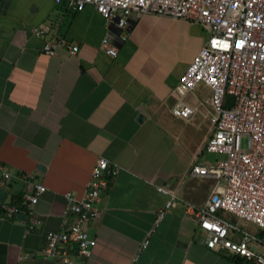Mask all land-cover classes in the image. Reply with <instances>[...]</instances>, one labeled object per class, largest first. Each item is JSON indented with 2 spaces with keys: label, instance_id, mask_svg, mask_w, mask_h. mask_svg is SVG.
Segmentation results:
<instances>
[{
  "label": "crops",
  "instance_id": "1",
  "mask_svg": "<svg viewBox=\"0 0 264 264\" xmlns=\"http://www.w3.org/2000/svg\"><path fill=\"white\" fill-rule=\"evenodd\" d=\"M196 26L147 14L116 33L126 39L112 57L102 42L115 33L93 6L77 12L54 0H9L0 9V163L10 174L0 172V264H62L43 258L46 233L73 222L64 214L65 195L83 197L100 158L118 173L102 193L99 217L86 225L97 243L93 255L75 264H248L207 248L199 227L215 180L191 170L213 164L205 155L212 112L200 110L194 90L185 97L195 109L191 119L173 114L175 89L200 49L190 60L177 61L172 52L195 38L206 44ZM59 37L79 51L47 55L45 43ZM200 116L206 123L199 125ZM175 121L182 131L192 128L180 144ZM29 173L47 187L34 207L42 225L31 233L28 219L4 214L23 197ZM161 187L176 198L157 223L171 199Z\"/></svg>",
  "mask_w": 264,
  "mask_h": 264
},
{
  "label": "built area",
  "instance_id": "2",
  "mask_svg": "<svg viewBox=\"0 0 264 264\" xmlns=\"http://www.w3.org/2000/svg\"><path fill=\"white\" fill-rule=\"evenodd\" d=\"M54 1L77 12L93 6L110 26L115 24L121 30L153 14L198 23L209 32L206 44L180 77L173 108L176 117L189 120L195 109L185 102V97L199 85L212 91L213 134L205 149L208 153L225 155V159L210 165L197 163L191 170L195 176L216 181L205 206L197 214L199 227L206 234L207 248H220L248 264H264V237L241 230L219 215L222 212L232 214L264 230V0ZM33 32L41 36L46 30L34 28ZM125 39L111 32L102 45L108 55L115 57L118 41ZM65 47L71 54L79 51L78 46H72L63 37L48 40L43 50L49 56H57ZM228 96L234 97L231 108L226 106ZM244 138H247V147H243ZM0 172L5 179L10 177L3 163H0ZM117 173L107 159L100 158L83 197L65 195L64 214L74 216V220L65 229L46 233L42 249L44 259L75 264L77 257H92L97 243L86 225L99 217L102 193ZM159 190L171 199L166 208L159 211L157 223L176 198L165 187ZM46 191L45 184L33 174L25 175L23 205L6 206L5 216L27 215V233H31L42 225L34 207ZM148 244L146 240L142 247Z\"/></svg>",
  "mask_w": 264,
  "mask_h": 264
},
{
  "label": "rangeland",
  "instance_id": "3",
  "mask_svg": "<svg viewBox=\"0 0 264 264\" xmlns=\"http://www.w3.org/2000/svg\"><path fill=\"white\" fill-rule=\"evenodd\" d=\"M201 27H199V26L195 27V32L196 33L199 32V38L200 37H208L209 38V36H210L209 32L207 30H205L203 28V26H201ZM204 31H206L208 34ZM194 40L193 39L189 40V42H187L186 47H182L180 50L173 51L172 52L173 59H176L177 61H178V59L179 60H190L191 55L193 54L194 50H196L198 48L201 49V45H200V43H198V40L196 38ZM194 94L196 96H198V98H199L200 110L204 111V112H207V111L212 112V91L210 89L204 87L203 85H199V87L195 89ZM189 99L191 101H193V100H195V97L192 96ZM202 120L203 119L200 116L199 125H200V123H201V125H202V123H206V121L202 122ZM175 125L176 126H175L174 131L177 132L178 131L177 128H179V132H178L179 136L176 137L173 135V139L175 141L178 140V143L180 144V143H182L184 137L187 136V133L192 131V128H190L189 130H186V131H182L181 130L183 128V127H181L182 123H180L179 121H175ZM202 134H203V131L199 130V139L202 136ZM243 147H247V138L243 139ZM205 155H206L207 160L210 161L211 163H215L217 160L225 159V155H222V154H212V153L206 152ZM215 183H216V181H215ZM222 215L229 222L237 224L241 230L249 231L251 233H260V229L256 225H253L251 223L240 220L239 218H237L236 216H234L232 214L222 212ZM200 235H201L200 238L203 239L204 234L200 233Z\"/></svg>",
  "mask_w": 264,
  "mask_h": 264
},
{
  "label": "water",
  "instance_id": "4",
  "mask_svg": "<svg viewBox=\"0 0 264 264\" xmlns=\"http://www.w3.org/2000/svg\"><path fill=\"white\" fill-rule=\"evenodd\" d=\"M8 1L9 0H3L2 3L0 4V9L7 7ZM110 29L113 30V33H118L120 31H122L121 29H118L115 24H112L110 26ZM233 104H234V97L233 96H228L227 102H226V106L228 108H231L233 106ZM139 119L141 120L142 116H140ZM17 217L18 218H23V219H28V216L25 215V214H19V215H17Z\"/></svg>",
  "mask_w": 264,
  "mask_h": 264
},
{
  "label": "trees",
  "instance_id": "5",
  "mask_svg": "<svg viewBox=\"0 0 264 264\" xmlns=\"http://www.w3.org/2000/svg\"><path fill=\"white\" fill-rule=\"evenodd\" d=\"M14 204H17V205H21L22 206L23 205L22 196H19V197L15 198L14 199ZM219 215H221V213ZM259 235L261 237H264V230H260Z\"/></svg>",
  "mask_w": 264,
  "mask_h": 264
}]
</instances>
